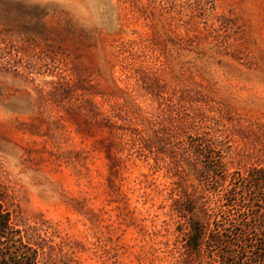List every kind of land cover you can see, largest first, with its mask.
<instances>
[{"label": "rangeland", "instance_id": "obj_1", "mask_svg": "<svg viewBox=\"0 0 264 264\" xmlns=\"http://www.w3.org/2000/svg\"><path fill=\"white\" fill-rule=\"evenodd\" d=\"M260 169L264 0H0V205L38 264H219L188 220L229 237Z\"/></svg>", "mask_w": 264, "mask_h": 264}, {"label": "trees", "instance_id": "obj_2", "mask_svg": "<svg viewBox=\"0 0 264 264\" xmlns=\"http://www.w3.org/2000/svg\"><path fill=\"white\" fill-rule=\"evenodd\" d=\"M191 146L195 155L202 159L203 170L207 175L205 182L208 183V177L214 175L216 184H224L227 173L213 147L202 139H195ZM260 170L251 171L241 178L243 187L251 189L253 196L241 206L239 219L228 231L229 237H225V231L221 228L206 232L198 219L188 220V232L184 237L188 254L199 257L205 246L211 248V258L216 254L219 264H264V205H260L264 203V170ZM216 173H220V177L215 176ZM224 197L228 205H237L233 195ZM247 209L254 210L250 218L244 214ZM186 212L192 213L191 205H188ZM182 218L185 216L182 215ZM0 264H38L34 245L9 223L1 205Z\"/></svg>", "mask_w": 264, "mask_h": 264}]
</instances>
